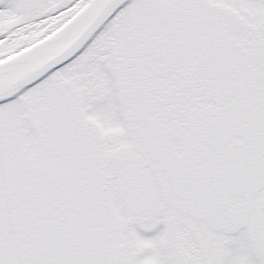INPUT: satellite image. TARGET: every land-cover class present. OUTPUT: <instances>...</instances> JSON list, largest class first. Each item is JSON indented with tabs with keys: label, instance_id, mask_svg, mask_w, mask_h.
<instances>
[{
	"label": "snow or ice",
	"instance_id": "obj_1",
	"mask_svg": "<svg viewBox=\"0 0 264 264\" xmlns=\"http://www.w3.org/2000/svg\"><path fill=\"white\" fill-rule=\"evenodd\" d=\"M0 264H264V0H0Z\"/></svg>",
	"mask_w": 264,
	"mask_h": 264
}]
</instances>
